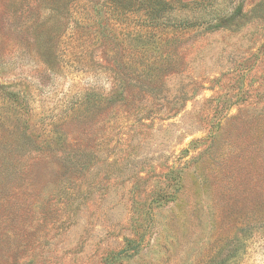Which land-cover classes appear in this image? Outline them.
<instances>
[{"label": "rangeland", "instance_id": "374dc122", "mask_svg": "<svg viewBox=\"0 0 264 264\" xmlns=\"http://www.w3.org/2000/svg\"><path fill=\"white\" fill-rule=\"evenodd\" d=\"M109 9L0 0V264H264V0L211 32Z\"/></svg>", "mask_w": 264, "mask_h": 264}, {"label": "trees", "instance_id": "16d2710c", "mask_svg": "<svg viewBox=\"0 0 264 264\" xmlns=\"http://www.w3.org/2000/svg\"><path fill=\"white\" fill-rule=\"evenodd\" d=\"M234 2L235 0H193L190 7L186 4V0H19L21 5L33 9L43 8L48 16L47 19H44L39 13L35 20L29 16H21L24 19V25L28 26L27 29L38 26L42 19H44L42 25L51 23L63 13L66 15L65 20L69 17L68 22L78 23L72 18L70 8L80 3H86L90 5V14L93 16L92 21L95 25L101 23L102 12L109 14L106 8L110 7L111 14L114 13L117 18H128L136 15L144 27L149 29H161L168 26L181 30L207 27L210 32L228 28L236 20L235 17L240 12L236 13L233 12L235 10H229V6ZM60 4L64 6H59ZM182 11H188L192 14L187 15L185 20L178 16L181 20L177 19L172 22L171 18L176 14H182ZM30 12L32 11L29 10ZM91 16L88 14L83 18L77 15L79 19L87 22ZM96 35L100 37L98 40L102 43L104 34L96 29Z\"/></svg>", "mask_w": 264, "mask_h": 264}]
</instances>
